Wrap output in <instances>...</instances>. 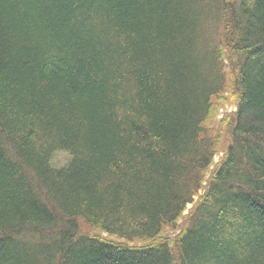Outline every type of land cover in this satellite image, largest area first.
<instances>
[{
	"label": "trees",
	"instance_id": "16d2710c",
	"mask_svg": "<svg viewBox=\"0 0 264 264\" xmlns=\"http://www.w3.org/2000/svg\"><path fill=\"white\" fill-rule=\"evenodd\" d=\"M0 264H264V0H0Z\"/></svg>",
	"mask_w": 264,
	"mask_h": 264
},
{
	"label": "rangeland",
	"instance_id": "374dc122",
	"mask_svg": "<svg viewBox=\"0 0 264 264\" xmlns=\"http://www.w3.org/2000/svg\"><path fill=\"white\" fill-rule=\"evenodd\" d=\"M235 102H236L235 98L233 95H231V93L230 94L226 93L224 96H222L220 99H218L217 101L214 102V106H215L214 111L217 112V115H216V117L213 118L214 120L211 121V124H210L211 134H214V132L217 133L221 130V128H224V126H227V122L230 119H232V121H233L234 118H232L231 115L234 114L236 111ZM228 134H227V136L225 135L221 141V144H220L221 147L219 150L220 153H219V155H217L215 157V160H214L215 166L218 164L219 159L222 157V155H223L222 151L224 150V148L227 149V147H228L227 146L229 143ZM69 159H70V157L67 154H65L63 152H58L53 156L52 164L54 167H63L69 163ZM213 170H214V167H212L209 174L211 172H213ZM205 184H207V183H205ZM202 192H203V190H200L198 195H196L194 197V202L192 204L187 205V208H186L185 212L183 213V217L178 222V225L176 227L175 232H171L170 230L166 231L164 234L165 237H168L170 240L174 241L175 237L182 232V230L185 227V224L187 222L188 217L191 215V213L194 209V206L198 205L199 195L202 194ZM76 223H77L78 228H79V232H78L79 236L86 235V236H92L93 237V236L98 235L100 237L108 239L109 241L119 242V243H127L124 240H119L114 236H108L107 234L101 233L99 231L97 232V230H95V228L89 226L88 224H86L84 221H81L80 219L76 220ZM25 241L29 242V243H34L36 240L26 238ZM131 245L141 246L144 244L143 243L141 244V242H139V241H135Z\"/></svg>",
	"mask_w": 264,
	"mask_h": 264
}]
</instances>
